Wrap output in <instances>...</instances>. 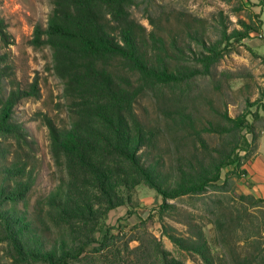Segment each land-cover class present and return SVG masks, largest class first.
<instances>
[{
    "label": "trees",
    "instance_id": "16d2710c",
    "mask_svg": "<svg viewBox=\"0 0 264 264\" xmlns=\"http://www.w3.org/2000/svg\"><path fill=\"white\" fill-rule=\"evenodd\" d=\"M140 2L50 0L45 25L34 26L29 44L50 51L47 69L61 81L69 121L57 125L46 113L40 115L57 182L38 198L30 218L19 205H27L35 182L36 142L13 119V111L21 99L39 98L40 88L38 75L26 86L16 80L6 57L13 37L0 17V48L5 49L0 53V242L13 264H76L93 249L103 250L115 229L106 223L108 212L129 205L140 184L154 189L162 199L160 208L166 209L168 200L201 195L211 187L224 190L228 177L221 180V170L226 166L232 165L237 177L245 173L236 170L250 152L243 132L252 133L247 114L230 116L225 110L199 127L194 90L196 80L211 73L227 46L255 28L241 20L240 28L228 31L221 23L220 37L210 42L201 26L192 23L183 46L179 34L166 38L147 7L149 31L132 16L131 8ZM191 42L200 46L198 52ZM148 93L158 105L152 122L142 120L135 108ZM202 132L217 134L219 142L209 144ZM165 138L163 146L172 141L187 147V156L176 157V165L166 171L161 166L167 149L155 154ZM237 197L251 207L264 204V197ZM223 215L218 227L227 252L216 258L224 264H264L258 240L244 238V250L228 243L232 213L225 209ZM163 227L176 247L195 253L202 264H216L202 231L181 236L171 225ZM153 250L159 264H185L158 244Z\"/></svg>",
    "mask_w": 264,
    "mask_h": 264
},
{
    "label": "rangeland",
    "instance_id": "374dc122",
    "mask_svg": "<svg viewBox=\"0 0 264 264\" xmlns=\"http://www.w3.org/2000/svg\"><path fill=\"white\" fill-rule=\"evenodd\" d=\"M140 1L138 6L131 8L132 16L149 31L152 26L145 11L147 7L158 19L166 38L179 34V43L183 46L189 41L185 29L188 32L192 23L195 27L201 26L205 39L210 42L220 37L221 23L228 31L234 27L240 28L241 20L255 28L248 37L227 46L223 57L211 68V73L196 80L194 112L199 127L216 121L217 115L225 110L230 116L241 112L247 114L252 133L243 132L249 141L250 152L241 160L237 173L242 171V167L249 166L251 157L261 154L264 157V0ZM50 9V0H0V17L4 18L7 30L13 37V43L6 49L7 61L21 86H26L38 75L40 88L39 98L21 99L13 111V119L22 123L29 138L36 142L35 182L29 191L27 205H19L27 209L29 218L38 198L47 195L57 182L47 127L40 115L46 113L57 125L69 121L61 81L52 70L47 69L50 51L48 48L34 49L29 44L34 26L37 23L45 25ZM195 18L198 20L193 21ZM191 47L196 52L200 50L195 42H191ZM4 50L0 48V53ZM185 51L190 52L187 48ZM156 101L157 98L150 93L139 98L135 108L142 120L152 122L155 119L158 108ZM202 136L211 145L217 144L220 139L217 134L207 132H202ZM165 140L167 138L155 153L159 155L167 149L161 166L164 171L176 165V157L182 159L187 156L185 145L176 147L171 141L166 147L163 146L167 144ZM240 154L244 152L240 151ZM233 171L232 165L221 170V180L228 177L224 190L211 187L201 195H184L168 200L170 206L166 209L160 208L162 199L154 189L144 184L136 186L129 205L108 212L106 223L114 225L115 229L105 248L101 251L93 249L88 259L76 264H159L154 255L155 244L166 249L169 257L185 264H202L195 253L176 247L164 234L163 225H171L175 228L174 232L181 236L202 231L215 263L224 264V259L219 260L216 255L224 257L223 252L227 249L218 227V221L224 219L225 209L232 213L228 243L244 250V238H249L248 241L256 239L264 249V204L251 207L237 197V194L245 193L251 183L247 184L242 179L244 175L237 177ZM0 264H13L5 253L3 242H0Z\"/></svg>",
    "mask_w": 264,
    "mask_h": 264
},
{
    "label": "crops",
    "instance_id": "0c3cea01",
    "mask_svg": "<svg viewBox=\"0 0 264 264\" xmlns=\"http://www.w3.org/2000/svg\"><path fill=\"white\" fill-rule=\"evenodd\" d=\"M248 166V165H247ZM243 168L245 173L243 174V180L250 182V186L245 189V193L256 195L259 197L264 196V157L263 155H258L251 157L249 161V166Z\"/></svg>",
    "mask_w": 264,
    "mask_h": 264
}]
</instances>
